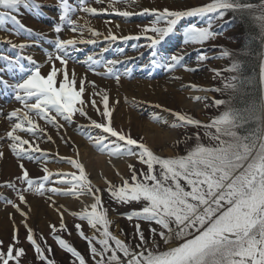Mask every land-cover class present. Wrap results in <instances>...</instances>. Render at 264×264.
Returning <instances> with one entry per match:
<instances>
[{
  "label": "snow or ice",
  "instance_id": "obj_1",
  "mask_svg": "<svg viewBox=\"0 0 264 264\" xmlns=\"http://www.w3.org/2000/svg\"><path fill=\"white\" fill-rule=\"evenodd\" d=\"M104 2L95 0L99 5ZM90 3L91 0H77L75 4L69 0H58V20L54 21L52 28L55 35L49 39L45 34L27 28L17 15L21 9L40 14L39 10L44 5L37 3V0H0V30L8 31L6 24L11 23L15 35H24L29 39L35 37L32 40L35 45H38L39 40H46L53 46L52 51H45L50 66L47 74L42 73L43 65L35 61L32 55L22 54L30 47L27 43L6 41L16 51V55L0 52V94H10L20 104V107L7 114L6 119L11 122V127L5 135L0 136V141L7 142L8 149L18 161L21 175L16 180L25 185L18 188L12 181L0 184V188L11 190L19 203L3 193H0V200L23 218L21 223L26 229V238L34 249L36 259L44 264H55L45 254L46 251L51 253L52 249L47 245L42 247L37 242L33 229L27 223V213L21 209L20 205L28 203L26 193L47 196L52 204L56 203L54 196L74 197L77 200L89 197L93 201L84 204L79 212H72L71 215L86 221L90 228L99 233L97 243L100 248H97L93 244L96 237L86 236L81 230V224L75 225L77 234L88 241L95 264H264V51L258 53V81L255 76L243 75L241 62L233 59L225 71L235 75H231L223 87L189 86L195 91L231 93L229 99H214L206 104V107L212 106L219 110L222 106L224 109L209 123H202L182 112L164 109L179 122L173 123L171 127L192 126L196 129L194 146L186 149V154L174 157H162L145 143L117 130L113 112L118 101L110 105L109 94L103 89L94 90L86 101L83 98L87 88L86 76L79 78L77 87L75 72L70 76L67 70L70 60L79 62L73 56V53L81 50L79 45H96L101 37L108 45L117 41H139L143 37L147 43L142 47L150 51L149 63L142 66L143 71L147 73L151 68H156L172 73L183 68L195 72L196 66L187 64L188 53L184 48L174 54H160V47L175 35L178 26L188 18H199L202 26L192 23L183 28L182 43L185 47H203L221 34L214 29L215 22L223 21L231 12L234 18L239 14L241 19L254 23L259 29L261 45L264 46V0L256 3L249 0H211L202 6L184 5L176 10H170L167 6L163 9L145 7L140 13L117 7L121 4L127 7L138 6L139 0H108V6L100 8L92 7ZM77 12L93 16L113 13L123 18L140 14L154 19L135 36L117 35L111 28H108L105 35L90 27L87 22L82 25L73 19ZM85 29L91 38L84 37ZM65 30L78 33V36L62 39L60 34ZM108 50L106 46L99 53L88 55L85 62L88 68L96 75L114 79L117 85L122 77L131 80L132 70L127 68V64L133 58L105 60L103 54ZM134 50L139 49L134 47ZM119 51L125 55L124 48ZM217 52L219 56L198 52L196 63L208 59L231 58L234 55L223 48H218ZM56 62H59L60 67H57ZM118 65H125L124 70L120 71ZM100 67L104 68V72L97 71ZM213 74L219 77L221 71L213 70ZM4 75L11 77L12 82L4 79ZM88 84L96 88L94 81ZM247 85L255 87L256 93L243 108L234 107L232 99ZM97 95L101 97L102 111L94 98ZM194 99L198 102L209 100L207 96H196ZM89 104L106 122L100 123L88 116ZM155 107L161 108V105ZM77 114L89 120L88 125H77L78 133L93 140V146L98 151L107 152L117 159L135 157L146 166V171L141 169L138 172L129 164L130 180L121 177L122 182L118 185L106 181L105 191L112 202L120 206L134 202L141 205L138 210L124 214L129 221H136L132 239L138 236L139 241L135 246L110 231L113 221L108 218V210L101 198L102 190L92 183L78 159L61 157V160L77 169L78 174H57L59 179L55 181L47 167L43 168L44 174L38 178H32L25 167V161L39 166L47 155L40 144L53 140L48 127L59 134L66 124L75 122ZM156 119L159 120L158 117ZM201 129L207 143L202 140ZM192 138L186 136L185 139ZM61 139L65 140V137L61 136ZM3 157L4 152L0 151V158ZM49 183L58 186H46ZM61 208L62 205L57 207L61 217L59 228L51 226L54 239L62 250L70 254V260L85 264V257L74 246L55 235L59 230L68 231ZM140 222L149 223L150 237H145ZM153 223L159 228H153ZM13 228V243L6 252L0 250V264L13 261L19 264V259L26 255V250L17 246L19 241L14 222ZM161 242L167 246L166 250H161ZM96 257L100 259L96 260Z\"/></svg>",
  "mask_w": 264,
  "mask_h": 264
},
{
  "label": "rangeland",
  "instance_id": "obj_2",
  "mask_svg": "<svg viewBox=\"0 0 264 264\" xmlns=\"http://www.w3.org/2000/svg\"><path fill=\"white\" fill-rule=\"evenodd\" d=\"M143 0H139V5H133L132 7H127L123 4L117 5V7L121 8V10H129L133 11L135 13H140L143 8L147 7L149 9L155 7L158 9H163L165 6L169 7L170 10H176L179 8H182L184 5L187 6H202L206 3L211 2V0H144L146 3L140 4V2ZM70 3L75 4L77 0H69ZM37 3L44 5L39 10L38 14L36 11L29 12L27 10L21 9L20 12L17 14L18 18L21 20V22L27 27L31 28L36 33H43L45 34L49 39L54 37V33L52 32V28L54 25V21L58 20V10L56 5L58 4V0H37ZM51 6V7H49ZM90 6L92 7H107L108 6V0H105L104 4L99 5L95 3V0H91ZM2 10V9H0ZM48 11L50 19L47 16H42V13ZM234 14L229 12L223 21H216L214 24V29L221 34L218 35L215 40H212L210 42H207L205 46H199V45H189L185 47L182 43L183 36L182 31L183 28L189 24L196 23L198 26L201 25V21L199 18H188L185 21L182 22L180 26H178V29L174 36L171 37V39L167 40L166 43H164L160 47V54L161 55H169L176 53L179 49L184 48V51L188 53L186 59L187 64L189 66L195 65L197 70L195 72H188L185 71L183 68H179L175 70L172 73H166L162 69H156L151 68L147 73L142 70V66L147 65L149 63L150 59V51L146 48L142 47V45L146 44L147 41L142 37L141 40H129V41H117L115 43H112L111 45H108L107 42L103 41L102 37L99 38V41L96 45H79L78 47L81 49L80 51H77L73 53L74 59L79 62H73V60H70L69 63L72 65H78V67L82 66L85 68V72L87 74L88 79H95V78H103L104 81L109 82L108 86L111 88H119L122 87V85H125V83H137L146 81V82H154L158 79H168V81H172L175 77H177L178 81L181 83L176 84V86H173V88H165L163 91V95L166 97L167 95L170 96V99L167 102L166 109H171L172 111L176 112H182L183 114L190 115L191 117L200 120L202 123H209L212 118H215L217 115L220 114L224 109L221 106L219 110H217L216 107L208 106L206 107V104L209 103V101L214 99H228V93L220 94L213 91H195L191 89L190 85H196L197 88H209V87H223L224 83H227L228 78L233 74L225 71L227 67H229L232 63V60L234 59V56L236 54V47H237V36L239 33V29L237 28L236 24L237 21L233 19ZM73 19H77L80 24H83V22H87L88 25L92 28H95L98 23H106V24H113V25H124L127 28L126 33L123 35H138L141 32V29L145 25H149L150 21L154 19L151 16H145L140 14H135L129 18H123L119 15L113 14V13H98L97 15L93 16L90 14H86L83 12H77ZM120 21V22H119ZM38 24V25H37ZM37 25V26H36ZM106 25V29L109 28V26ZM46 27L43 29V27ZM163 26V25H161ZM6 28L8 31L0 30V44L3 45L7 43L6 41H11L13 43H27L30 45L27 49L24 50L22 54H30L36 58L38 56L41 65H43L42 69H49V65L46 61L45 57V51H52L53 46L46 42V40H39L38 45L32 44V40L36 39L33 37L32 39H29L28 37L24 35H15L14 34V26L11 23L6 24ZM2 31L4 33H2ZM2 33V34H1ZM74 35L78 36V33H72L70 30L63 31L60 35L62 39H65V36ZM84 35V33H83ZM106 35V34H105ZM151 35V33H149ZM87 35H84L86 37ZM261 42V41H260ZM108 47L109 50L103 54L104 59H120L124 60L127 57H131L133 59L128 61L127 68L132 70V76L133 78L131 80L127 78H123L120 81V84L117 85L116 81L114 79L105 78L101 75H96L93 73L92 70H90L87 66L86 58L88 55H94L96 53H99L100 50L104 47ZM134 47H138V51L134 50ZM124 48L125 49V55H121L119 49ZM218 48L227 49L228 51L232 52L234 55L231 58H217V59H208L205 62L202 63H196L197 62V53L201 52L202 54L206 52L209 56L217 55L219 56V53L217 52ZM261 51H264V46H260ZM0 52L6 55L15 56L16 51L12 50L10 47V44L8 46L0 47ZM38 52L40 55H38ZM140 53H143V55H140ZM56 64L60 67L59 62H56ZM81 67V68H82ZM120 71H123L125 68V65H118L117 66ZM213 70H220L221 75L219 77L215 76L213 74ZM99 72H104V68L100 67L97 69ZM259 71V68H258ZM46 74V73H45ZM4 79L9 80V82H12L11 77L8 75H4ZM115 91V90H114ZM2 92V90H0ZM173 93H178L179 96L182 98L191 97V104L192 106H184L183 102H179L177 98H174ZM134 94V93H133ZM166 94V95H165ZM196 96H207L209 100L207 101H196L194 98ZM140 97V96H139ZM132 98V97H131ZM148 93L144 91L142 97L140 98H132L133 101L128 99L129 102L132 103V106L130 109L132 111H136V114L143 119V123H145L146 118H150L152 121H156L153 124L158 125L159 128L163 129L164 131H170L171 135L168 140H161L157 141V143L153 146L149 140L145 139V136L141 133L140 128H137L136 126L130 125L128 120L119 119L116 120V116L114 115V126L117 130H122L125 134H130L132 138L137 139L140 142L145 143L147 146H149L156 154L162 156V157H174L177 155H184L186 154V149H190L195 144V136L194 133H196V129L192 126H188L187 128L184 127H176L173 128L171 125L173 123H179L176 121V118L167 111H164L165 107L161 106V108L158 110V114L156 118L152 116L151 110H149V104L151 99H148ZM151 98V97H150ZM167 98V97H166ZM135 100V101H134ZM160 101V100H159ZM141 102V103H140ZM140 103V105H138ZM160 105L162 102H158ZM139 106V110L137 108ZM20 107V104L16 102L10 94H0V136L5 135V133L10 130L11 122H9L6 119V116L8 113H10L15 108ZM142 108V109H141ZM103 108L101 109V111ZM161 113V114H160ZM89 117L91 119L97 120V122L104 123L106 122L97 112L96 110H91V112H88ZM161 115V116H160ZM5 118V119H4ZM75 122L72 124H66V126L72 131H74L76 134H78L80 137H83L85 140V143L87 146H89L96 156H101L107 158L109 160L110 156L107 152H100L98 151L93 145L94 141L89 140L86 137L80 135L78 133V130L75 129L77 125H88L89 120L85 117L79 116V114L76 115L74 118ZM14 122V121H13ZM41 124H43V121H40ZM63 123V121H61ZM65 130V129H63ZM99 132V130H96ZM48 132L58 134L54 129H52L50 126L48 127ZM61 135L63 136L64 133ZM59 133V134H60ZM24 135V134H21ZM200 135L202 137V140L204 143H207V138L203 137V129H201ZM186 136H192V139L186 140ZM27 138V137H25ZM114 139V138H113ZM43 143V142H42ZM51 145L50 150L47 149L44 145L40 144V147L45 150L47 155L44 157L43 161L46 160L45 163L50 166L49 171L53 174L52 180H58L59 176L57 174H63V173H72L77 172L78 170L73 168L70 164L66 163L64 160H61V157L63 158H72V159H78L84 166L85 172L88 174L89 179L92 181V183L100 188L102 190L101 192V198L104 202L105 208L108 210V218L109 220L113 221V223L110 225V231L113 233V235H116L118 238L125 240L126 243H131L133 246H135L136 243L139 241V237L137 236L135 240L132 239L133 233L135 232V220L129 221L124 214L132 211V210H138L141 205L138 203H132L130 205L120 206L117 205L115 202H112L110 200L109 194L106 189V181H110L114 184H120L121 177L127 178L130 180L131 172L129 170L128 165L131 164L134 166V168L139 172V170L143 169L146 171V166L142 165L138 159L135 157H126V158H119L124 160L126 163L125 169L122 173L116 171L112 173L111 175L107 176L103 173L96 174L89 166L87 162H82L80 160L79 154L83 155L85 152L83 150L80 151L78 154V150L76 148L72 147V150L70 152V155H65L61 152H59V147H56L52 145L50 142H46ZM71 149V148H70ZM0 151L4 152V157H7L9 166H6V170L10 171L9 173L5 174V178L0 176V184L5 182H15L18 188H23L25 185L20 184L16 178L21 175V170L18 167V161L13 157L10 150L7 147L6 141H0ZM82 152V153H81ZM85 155V154H84ZM51 157V158H50ZM37 166V163L34 162H28L25 161V167H29L30 165ZM40 165V164H39ZM12 168V169H11ZM98 169V168H96ZM94 169V170H96ZM30 176L32 178H38L42 176L44 173L41 174L36 173L33 174L31 172ZM46 186L48 187H54L58 186L55 183H49ZM66 187V185L64 186ZM0 193H3L4 196L10 197L14 200H16V197L14 193L11 190H8L7 188H0ZM51 195V194H49ZM55 197V196H54ZM53 199L56 201L55 204H52L51 201H48L47 196L41 197L38 195H34L32 193H26V199H27V205H20L21 209L27 213L31 212L32 208H35L37 213L34 217H32L31 220L27 219V223L29 226L33 229L37 242L40 243L43 246L47 245L52 249L51 253H48L47 251L45 254L48 256L49 259H52L55 264H78V261L70 260V254H67L64 250H62L59 245L57 244L56 240L54 239V234L52 232V225L57 226L59 228L60 219L61 217H58V211L57 207L62 205L64 207L65 203L62 204L60 201H64V199H69L71 201L74 199V197H55ZM58 198V200L56 199ZM80 199H83V205L84 204H91L93 201L89 197H81ZM37 201V205L35 207L34 201ZM29 201L32 203L30 205ZM17 203H19L18 200H16ZM82 208H73V210L66 211L64 213V221L66 224V228L68 231L59 230L55 233V235L61 236V238L65 239L68 243H70L72 246H74L84 257H85V264H95V260L92 258L88 241L86 239L81 238L77 232L75 225L81 224V230L85 233L86 236L89 237H96V239L93 240V244L100 248V245L97 243V240L99 239V233L96 232L94 229L90 228V226L87 224L86 221H80L78 217L71 215L72 212H79ZM0 210L3 211L8 216H12L13 213H16L15 209H13L11 206H6L2 200H0ZM10 211V212H9ZM42 211V212H41ZM57 215H52L53 212ZM19 215V213H17ZM56 216V218H55ZM23 219V218H22ZM10 220V219H9ZM22 221V220H21ZM21 221L19 222L18 229L16 231V235L18 237V247L23 248L26 250V255L21 257L19 259V264H44L43 261H38L36 259L34 249L32 248L31 244L27 241L26 238V229L23 227ZM13 223H7L6 226L8 229L6 230L7 234L0 236V250L6 252L7 248L10 244L13 243V231L11 228V225ZM141 229L145 235V237H150L151 235V228L149 226L148 222H140ZM153 228H159V226L152 224ZM11 228V230H10ZM41 237L43 239H41ZM157 239L159 237L157 236ZM165 245L161 242V250H166ZM139 251V249H136ZM107 255H111V253H108ZM118 255H121L118 253ZM96 260H99V257L95 258ZM10 264H15V262H10Z\"/></svg>",
  "mask_w": 264,
  "mask_h": 264
},
{
  "label": "bare ground",
  "instance_id": "obj_3",
  "mask_svg": "<svg viewBox=\"0 0 264 264\" xmlns=\"http://www.w3.org/2000/svg\"><path fill=\"white\" fill-rule=\"evenodd\" d=\"M144 3H146V1H144V0L140 2V4H144ZM46 13H47L46 16L50 19L48 11H46ZM85 23L86 22H83V24H85ZM121 24H119V28H117V25H113V24L108 25L106 23H98V25L94 29L101 31L104 34H107L108 29H106V25H108L109 28L112 29L114 34L123 35L124 33H126L125 31H127V28ZM41 27H43V26H41ZM45 28L46 27H43V29H45ZM84 35H87L85 38H91L87 29L84 30ZM73 36L74 35L67 34V36H65V39L72 38ZM38 55H40L39 52H38ZM39 59H41V58L36 56L35 60H37L39 62L40 61ZM57 67H59V66L57 65ZM81 67L80 66L78 67V65L77 66L74 64L71 65L70 63H68L67 70L69 71L70 76H71L73 71L75 72V74L77 76V87H79V78L86 76L87 88H86V92H85L84 97H83L86 101L89 100V98H90V96L94 90L99 91V90L103 89V90L107 91L109 94L110 105L115 103L116 101H118V104H116V107H115L114 112H113V115H115L117 118L116 120H119L121 118L122 119L125 118V120H128L130 125H133V126H136L137 128H140L141 133L145 136V139L149 140L153 146L157 143V141L168 140L170 138L169 136L171 135V132L170 131H164L163 129L159 128L158 125L153 124L154 121H152L150 118H146L145 123H143L144 120L141 119L136 114V111H132L130 109V107L132 106V103L129 102L128 99L133 101L132 98H140V97H142L144 91H146L148 93V96H149L148 99L152 100V101H150V103H148L149 104L148 108H149V110H151L152 116L154 117L152 119L154 120V119H156V116L158 114V110L160 109V108L155 107V105L159 104V103H157V101L158 102L161 101L162 102L161 106L164 105L163 107H165V109L168 106L167 102H169L168 100L170 99V96L167 95L166 96L167 98H166L163 95V91L165 90V88H170V86H171V88H173V86H176V84L181 83L180 81H178L177 77H175L172 81H170V80L168 81V79L165 78L164 80L158 79V80H155L154 82L143 81V82L137 83V85H135L136 82L125 83V85H122V87L111 88L110 86H108V84H110V83L104 81L103 78H101V79H99V78L98 79L97 78L88 79L87 74L85 72V68H83V67L81 68ZM48 71H49V69H47V68L42 69L43 74H45V73L47 74ZM89 81L95 82V85H96L95 89H93V87L90 84H88ZM173 96H174V98H177V100L179 102H183L184 106H192L191 99H190L191 97H188L186 100V98H182L181 96H179L178 93H173ZM94 98L98 102L97 106L100 109H102L103 105L100 102L101 97L99 95H97ZM140 103L138 105H140ZM138 108H139V106H137V108H135V110ZM91 110H94V109L89 104V106L87 108V112H91ZM88 115H91V114H88ZM64 129L65 130H62V133H64L63 137H65V140H67V143L65 142V140L61 139V136H62L61 133L60 134L50 133V135L53 137V140L50 143L56 147H59V152L65 154V155H70L72 147L76 148L78 150V154L80 153V151L83 152V150H84L85 155L79 154L80 160L82 162H87L89 164L90 168L96 174L103 173L104 175L109 176L116 171H118L120 173H122L124 171L127 162H125L122 159H117V158L112 157V156H110L109 160H107V158H105V156L104 157H101L99 155L96 156L95 153L93 152V150L89 146H87L83 137H80L78 134H76L77 132L75 133L74 131H72V129L68 128L66 125H65ZM75 129H77V127H75ZM41 144L50 150L51 145L49 143L43 142ZM45 162H46V160L42 161L39 166L38 165L34 166L31 164L29 167H26V168L29 170V172H31L35 175H36V173L41 174L43 172V168L48 166V164ZM9 164L12 165L11 163L8 162L7 157L0 158V176L1 177L5 178V174L10 172V171L6 170V168H5L6 166H9ZM48 168H50V166H48ZM96 168H98V169H96ZM94 169H96V170H94ZM56 199L58 200V198H56ZM81 201H83V199L77 200L76 198H74L71 201H69V199H64L63 202L60 201V203H62V204L65 203L64 207L61 208L60 211H64V213H65L66 212L65 209L68 212L69 210H73V208H75V207L76 208H82L83 203H81ZM29 203H30V205L32 204L30 201H29ZM37 203H38L37 201H34L35 207H36ZM35 210H37V209L32 208L31 212L30 213L28 212V219L29 220H31L32 217H34L35 214L37 213ZM54 214L57 215V211H56V213L55 212L52 213V215H54ZM58 217H60V212L58 213ZM55 218H56V216H55ZM21 220H22V217L20 214L18 215L17 212L13 213L12 216H8L7 214H5L3 211L0 210V236L1 235L5 236L7 234V232H6V230L8 229V227L6 226L7 223L9 224L11 222L12 223L14 222L15 225L17 226V229H18V226L20 224L19 222ZM11 228H12V230H14L13 224L11 225ZM11 228H10V230H11Z\"/></svg>",
  "mask_w": 264,
  "mask_h": 264
},
{
  "label": "trees",
  "instance_id": "obj_4",
  "mask_svg": "<svg viewBox=\"0 0 264 264\" xmlns=\"http://www.w3.org/2000/svg\"><path fill=\"white\" fill-rule=\"evenodd\" d=\"M249 2L256 3L258 0H249ZM233 19L237 21L235 24L239 29L234 59L241 62L243 75L255 76L258 81V53L261 51L259 29L251 21L241 19L239 14H236L235 18L233 16ZM232 75H235V73ZM255 93L256 88L252 85H247L232 99L233 106L243 108ZM228 94L229 99L231 93L229 92Z\"/></svg>",
  "mask_w": 264,
  "mask_h": 264
}]
</instances>
